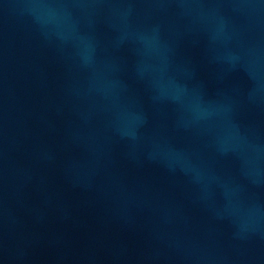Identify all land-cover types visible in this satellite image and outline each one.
<instances>
[{
	"label": "water",
	"instance_id": "1",
	"mask_svg": "<svg viewBox=\"0 0 264 264\" xmlns=\"http://www.w3.org/2000/svg\"><path fill=\"white\" fill-rule=\"evenodd\" d=\"M0 131L114 264H264V0H0Z\"/></svg>",
	"mask_w": 264,
	"mask_h": 264
}]
</instances>
